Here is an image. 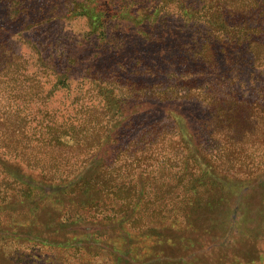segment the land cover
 Wrapping results in <instances>:
<instances>
[{
    "label": "trees",
    "instance_id": "obj_1",
    "mask_svg": "<svg viewBox=\"0 0 264 264\" xmlns=\"http://www.w3.org/2000/svg\"><path fill=\"white\" fill-rule=\"evenodd\" d=\"M38 1L9 0L8 12L14 19H19L24 14L33 17L35 21L30 19L28 28L55 19H84L87 24L86 36L99 39L103 43L114 40L118 35L109 33H116V29L122 25L138 29L141 35L151 41L166 36L161 26L174 17L182 18L187 23L205 25L209 37L204 38L205 41L198 50V58L202 62L200 67H208L207 75L201 77L204 69L200 75L194 72L195 69H189L192 71H171L168 76H176L179 82L189 87L190 92L197 93L195 95L205 102L210 113L208 134L219 143L216 154L210 155L207 151L201 154L206 160L199 162L197 170L192 169V172L199 176L192 188L195 190L199 185L205 186L207 183L209 189L215 185L219 186L215 181L222 178V175H230L239 180L249 175L254 183H264V156L260 161L255 159L256 151L263 150L264 146V0H67V6L58 8V5H54L48 11H45L47 5H38ZM34 5H37V9L32 8ZM35 14L39 15L34 17ZM11 35L19 34L12 32ZM33 44L36 60L39 61L36 64L45 66L41 48L37 43ZM218 52L227 55L225 63L218 62ZM2 56L6 64L0 65V76L9 73L14 82L20 80L21 76L30 78L28 88H22L23 92L20 90L19 93L12 94L27 95L36 100L51 99V92L45 93L42 89L38 69L32 66L34 70L30 68L28 71V58L25 59L16 51ZM2 56L0 62L3 60ZM228 61L234 65L229 67ZM41 69L43 70V67ZM52 71L58 75L54 89H69L68 75L64 72L60 74L54 66ZM244 76L248 78L247 81L256 82L258 86L256 98L253 100L240 91L245 86L242 81ZM195 78L200 79V88H192L196 85L192 83ZM93 81L99 98V104L93 106L96 108L95 112L90 107H77L79 111L76 114L60 120L57 116L58 118H52L46 125H43L38 114L23 112L18 99L14 100L12 109H9L12 103L6 109L0 105V149L1 146L9 148L0 150V240L19 237L28 239L37 249L56 250L60 261L54 264H130L136 262L137 253L147 256L148 261L144 264H155L154 258L150 256L159 244H174V233L177 232L180 233V238L183 237L181 243L185 245V233L193 229L196 231V220L205 215L213 217L210 220L212 224L207 223L203 227L204 232H211L214 230L213 219H218L220 213L192 211L198 197L195 191H188L184 195V201L192 205L189 209L185 207L169 210L162 207L149 212L144 207V203L149 202L151 198L148 191L140 190L136 186L134 189L114 187L110 183L108 169L113 145L121 129L132 118L134 110L137 112L138 109L145 108L143 106L149 104V98L143 93V89L138 96H134L132 88L121 85L119 80L113 83L104 78H94ZM8 82L10 83L9 80ZM137 84L146 85L144 82H133V85ZM166 92L167 90L161 91L160 94L164 97ZM171 117H174L178 124L179 134L184 130V126H190L182 112H177ZM198 132L200 133L196 129L194 132L189 130L179 136L176 143L193 146L197 151L201 147ZM91 140L95 143L92 144ZM81 142L91 143L92 146ZM23 143L24 146H20ZM12 144L14 146H11ZM58 144L70 147L78 144L85 149L86 160L77 172L62 171V174L57 175L60 168L54 165L38 169L32 166V162L24 160L19 153L14 152L20 147H48ZM98 151H101L100 158ZM186 157L188 165L194 167L198 161L196 152L190 151ZM10 159H19L20 162L17 161L18 165L15 162L11 165L8 163ZM212 163H220L225 169L218 174ZM51 164L56 165V161ZM92 165H96V171L90 175L88 170ZM225 186L223 182L221 187ZM81 194L86 197L81 199L80 206L89 210L90 219H116L117 223H113V235H109L105 230H88L78 225L81 220L73 219V209L68 203L70 198L74 199ZM217 194L213 189L199 195L203 198L198 202V206L207 204L213 208L219 201L220 196ZM103 197H107L106 202ZM5 208L6 216L3 214ZM230 214L229 212L228 215ZM156 216H160L159 221L151 230L165 225L172 226L166 228L169 230L167 233H163L168 236L156 240L157 242L140 240L143 242H140L139 249L135 250L130 246L134 237L131 231L140 232L141 228L150 224L146 221ZM83 219L86 221V217ZM156 230L162 231L159 228ZM66 235L69 236L66 238ZM255 238L257 237L253 239ZM238 239L231 236L230 229L218 236L217 245L236 247L235 242H238ZM253 247L255 248L250 252L236 247L237 254L228 258L224 252L221 256L224 259L218 260L216 264H264V250L255 245ZM77 256L83 262H75ZM28 259L31 261V258ZM39 261L41 260L35 257L32 262ZM185 263L195 264L184 261L183 264ZM158 264L173 263L164 261Z\"/></svg>",
    "mask_w": 264,
    "mask_h": 264
},
{
    "label": "rangeland",
    "instance_id": "obj_2",
    "mask_svg": "<svg viewBox=\"0 0 264 264\" xmlns=\"http://www.w3.org/2000/svg\"><path fill=\"white\" fill-rule=\"evenodd\" d=\"M65 1L67 0H39L38 5L45 3L47 5L45 11H48L54 5H58V8L67 6ZM32 8L37 9V5ZM8 9L9 0H0V57L2 54L16 51L25 59L28 58L30 63L28 71L32 66L34 69H38L41 76L40 81L43 84L42 89L45 90V93L51 92L52 97L50 100H36L30 99L27 95L12 94V92L19 93L22 88H28L30 78L21 76L20 80L14 82L10 79V74L4 71L7 74L0 76L1 107L6 109L12 103L9 107L12 109L14 100L18 99L23 112L38 114L43 125H46L52 118L59 117L60 120L76 114L79 111L77 107H90L95 112L96 108L93 106L99 104V98L94 88V78H104L113 83L119 80L121 85L132 88L134 96H138L143 89V93H146L145 95L149 98L147 100L149 104L143 106L145 108L138 109L137 112L134 110L132 118L121 129L117 141L113 145L114 150L109 159L110 166L108 169V177L111 178L110 183L114 187L134 189L136 186L140 190L148 191L151 198L149 202L144 203V207L149 212L154 208L162 207L169 210H179L185 207L189 209L192 205L188 201H184V195L188 191H195L198 197L193 205L196 208H193L192 211L205 210L209 214H211L210 212L220 213L218 219H213L214 230L209 229L211 232H204L203 227L207 223L212 224L210 220L213 217L205 215L202 219L196 220V227H198L196 231L193 229L185 233L187 234L184 235L185 245L181 243L183 237L180 238V233L177 232L174 233L177 236L174 235V244L166 242L162 243L163 246L159 244L157 249L154 248V254L150 256L154 258L155 264L164 261L173 264H183L184 261L195 264H216L218 260L224 259V257L221 258L224 252L227 258L236 255V247L245 252L252 251L255 248L254 245L258 249L264 250L263 182L254 183L249 175H245L246 177H243L245 179L242 180L234 179L230 175H222V178L217 179V182L215 181L219 186L215 185L209 189L207 183L205 186L199 185L195 190L192 188V185L196 184V179L199 178L197 174L192 172V169L197 170L199 162L206 160L201 155L204 151L209 152L210 155L216 154L219 143L215 138H210L208 134V116L210 113L205 102L195 95L197 93L190 92L189 87L179 82L176 76H168L171 71L189 72L193 69L200 75L204 67H200L202 62L198 58V50L205 41L204 38L209 37L205 25L187 23L182 18L174 17L161 26L162 31L166 32V36L155 41L148 40L134 27L122 25L116 29V33H109V35H118L114 40L110 43H103L99 39L86 36L87 24L84 19H55L28 28L29 20L35 21L32 19L33 17L24 14L21 18L14 19ZM37 15L39 14H35L34 17ZM12 32L19 35L12 36ZM33 43H37L41 48L42 55L45 57V66L36 64L39 61L36 60ZM226 57L224 52H218L217 60L220 64L225 63ZM2 59L0 65L4 66L6 61L4 57ZM227 65L231 67L234 63L228 61ZM53 66L57 72H64L68 75L69 89H66L67 87L54 89L58 75L52 71ZM207 73L208 67L203 70L201 77ZM129 80L132 81L129 82ZM247 80L248 78L244 76L242 81L245 86L240 91L253 100L256 98L255 93L258 86L256 82ZM134 81L144 82L146 85H133ZM199 81V78H195L192 83L197 86L193 85L192 88H200L198 87L201 85ZM165 90H167L164 94L166 98L160 94L161 91ZM177 112H182L190 123V126H184V130L180 134L178 124L174 121L175 118L171 117ZM195 129L200 131L198 135L201 147L197 151L194 150L193 146L176 143L179 136L181 137L189 130L194 132ZM83 143L92 146L90 144L95 142L91 140L89 144L81 142V144ZM20 146H24V143ZM4 147L1 146V149L9 150V148ZM262 148L263 150L256 151L255 159L258 161L264 156V146ZM190 151L197 154L198 161L195 162L197 166H189L186 162V154H189ZM14 152L19 153L24 160L32 162V166L38 169L51 165L60 168V172L56 173L57 175L62 174V171L77 172L86 160H84L85 149L79 147L78 144L73 147L60 144L48 147L40 145L20 147ZM98 157H101V151H98ZM12 158L14 159V157ZM13 159H10L8 163L14 165L13 162L19 161V159ZM54 161H56V165L51 164ZM212 164L217 169L218 174L219 171L225 169L221 167L220 163ZM95 171L96 165L89 167L90 175ZM223 182L226 185L224 188L221 187ZM209 183L214 184L210 181ZM213 189L214 192L218 193L217 196H220L213 208L207 204L198 206V202H201L203 198L199 195ZM80 196L74 197L75 200L70 198L68 203L73 209L71 210L73 219L75 221L81 220L78 225L91 231L105 230L109 235H113V228L115 227L113 223H117L116 219L112 221L90 219L89 210H84L80 206L81 199L86 196L85 194ZM106 198L103 197L104 202H106ZM6 209L3 211L5 216ZM229 212L233 215H228ZM83 217H86V221ZM159 218L160 216H156L154 219H148L146 222L150 224L141 228L140 232L131 231L134 237L130 246L136 250L139 249L140 242H143L140 240L150 243L168 236L163 233H167L172 226L156 227L162 230L159 232L156 228L151 230ZM230 229L231 236L239 238L238 242L234 241L236 247L218 246V236ZM18 230L22 231L21 229ZM68 236L66 235V238ZM254 237L257 238L253 239ZM58 255L56 250L37 249V247L32 246L28 239L17 237L0 240V264H54L60 261ZM35 257L41 261L39 263L32 262ZM28 258H31V261ZM135 259L136 262L130 264H144L148 261L147 256H140V253L136 254ZM75 262H83V260L77 256Z\"/></svg>",
    "mask_w": 264,
    "mask_h": 264
}]
</instances>
